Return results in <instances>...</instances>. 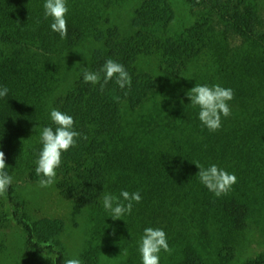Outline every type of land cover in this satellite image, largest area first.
I'll list each match as a JSON object with an SVG mask.
<instances>
[{
    "label": "trees",
    "instance_id": "1",
    "mask_svg": "<svg viewBox=\"0 0 264 264\" xmlns=\"http://www.w3.org/2000/svg\"><path fill=\"white\" fill-rule=\"evenodd\" d=\"M184 1L202 13L190 32L174 36L169 35L176 17L170 0H67L68 33L61 39L50 27L52 19L45 18V0H0V87L8 88L0 97V151L9 173L18 170L39 183L40 133L55 128L50 111L71 115L82 138L63 154L53 185L74 204L73 214L89 213L95 235H108L115 220L103 206L104 194L139 191L142 200L134 202L131 214L149 217L154 211L168 219L157 225L165 223L170 235L185 239V254L175 264H207L212 204L229 194L209 191L196 164H216L231 174L254 167L256 133L264 128V31L256 0ZM131 4L135 10L124 31L116 11ZM109 58L128 71L130 87L121 89L115 78L103 90L84 82L82 67L99 71ZM146 58L158 62L154 70L144 69ZM72 68L77 75L69 85L64 79ZM196 84H219L233 89L234 96L245 91L236 109L243 105L251 111L247 119L253 123L246 125L248 134L256 135L252 143L238 133L232 114L221 118L215 132L201 123L199 107L187 96ZM181 208L191 209L195 219L179 216ZM137 225L130 218L126 230L140 242L144 231ZM67 229L61 218L32 217L14 182L0 197V235L14 230L21 239L15 264H64L71 258L102 264L100 246L93 242L73 257L64 241ZM9 255L0 240L2 264ZM263 262L264 254L246 264Z\"/></svg>",
    "mask_w": 264,
    "mask_h": 264
},
{
    "label": "rangeland",
    "instance_id": "2",
    "mask_svg": "<svg viewBox=\"0 0 264 264\" xmlns=\"http://www.w3.org/2000/svg\"><path fill=\"white\" fill-rule=\"evenodd\" d=\"M256 1L263 22L262 30L264 31V0ZM170 2L176 17L170 27L169 35L175 36L183 31L190 32L202 11L191 9L184 0H170ZM135 6L131 4L125 9L116 11V23L124 31L130 29ZM239 44L244 45L242 41ZM77 55L78 60H80L81 55ZM157 63L153 58H146L143 67L147 71L154 70ZM72 69L74 71V68ZM76 75L75 71L71 74L67 72L64 79L65 83L71 85ZM69 85H64V89L67 90L68 87H71ZM244 93V90H238L229 105L234 110L231 113L233 119L238 122L236 130L242 138H247L250 144L252 143L251 139L256 135L255 133L248 134L250 125H246V122L252 124L254 118L247 119V115L249 116L251 111L245 110L243 105L240 109H236L238 108L236 100H242ZM260 122L264 121L261 120ZM259 124L261 125V123ZM256 134H258V144L254 148L256 150V163L252 168L253 171L251 168L247 171L248 166L242 169L244 171L237 170L234 173L237 182L228 192L227 200L216 201L212 204L214 215L209 220V223L211 221L212 224L210 235L208 234L210 241L209 244L205 243L207 246L204 248L208 260L207 264H246L264 254V128L260 127ZM12 172L14 173L9 174L12 175L13 182L17 185L26 210L32 217H53L65 221L68 229L64 241L73 257H77L82 248L93 242L92 246H100L102 264H142L138 239L129 238V232L126 230L130 218L133 223L138 224L136 228H142V231L147 227L161 228L165 231L172 251L171 254L163 250L160 252V264H175L180 259L181 254H185V251L182 253L185 242L184 237L175 238L170 235L165 223L161 226L157 225L158 222H167L168 219L157 218L154 211L149 212L152 214L149 217L147 213H132L133 216H130V218L124 215L121 219L113 221L110 234L97 237L94 233L96 225L91 215L85 213L81 216H75L73 214L74 204L64 199L54 185L42 188L39 183L30 181L22 172L18 170H12ZM152 207H150V211L153 210ZM181 209L184 211L182 210V215L179 216H182L187 222L195 219L194 214H190L191 209H188L187 212L184 208ZM0 240H4L9 247L10 258L7 264H15L14 256L20 251L21 239L19 233L9 230L0 235ZM0 264H2L1 260Z\"/></svg>",
    "mask_w": 264,
    "mask_h": 264
},
{
    "label": "clouds",
    "instance_id": "3",
    "mask_svg": "<svg viewBox=\"0 0 264 264\" xmlns=\"http://www.w3.org/2000/svg\"><path fill=\"white\" fill-rule=\"evenodd\" d=\"M45 18H51L50 25L52 31L58 33L61 39L67 37L68 6L67 0H45L43 4ZM85 83L93 85L100 84L101 90L113 78L116 84L124 89L131 86V76L125 67L113 59L109 58L99 71H92L87 67L81 68ZM103 73V78L101 77ZM103 79V83L101 80ZM7 87H0V97L6 96ZM191 105L199 107V120L212 132L219 130L222 126V116L228 117L231 114L229 102L234 99V90L223 87L219 84L209 86L196 84L187 93ZM50 118L55 128L44 127L40 133L41 150L36 161L35 172L40 176L39 186L49 187L55 183L57 169L62 164L63 154L71 148L76 147L81 133L75 128L74 118L58 109H51ZM86 139V137H83ZM199 171L200 182L217 197L226 195L237 182L235 174L227 172L225 169L211 164L203 167L196 164ZM6 157L0 151V197L5 196L9 187L13 183V177L7 171ZM142 200L139 191L129 192L122 190L119 196L105 193L103 196V206L110 213L113 220L121 219L126 214H131L134 202L140 203ZM171 254L167 235L161 228L147 227L139 242V252L142 257V264H160V252ZM127 254L126 252L124 253ZM64 264H82L79 258H71Z\"/></svg>",
    "mask_w": 264,
    "mask_h": 264
}]
</instances>
